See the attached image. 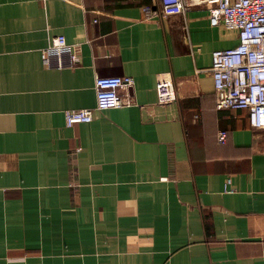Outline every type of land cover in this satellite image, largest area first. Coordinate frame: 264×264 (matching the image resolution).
Segmentation results:
<instances>
[{
    "label": "crops",
    "instance_id": "0c3cea01",
    "mask_svg": "<svg viewBox=\"0 0 264 264\" xmlns=\"http://www.w3.org/2000/svg\"><path fill=\"white\" fill-rule=\"evenodd\" d=\"M152 1L0 0V264H264V131L210 74L237 32ZM63 34L80 61L60 69L42 54ZM98 75L133 78L132 104L65 126Z\"/></svg>",
    "mask_w": 264,
    "mask_h": 264
},
{
    "label": "built area",
    "instance_id": "2783aa9c",
    "mask_svg": "<svg viewBox=\"0 0 264 264\" xmlns=\"http://www.w3.org/2000/svg\"><path fill=\"white\" fill-rule=\"evenodd\" d=\"M199 6L208 9L210 25L236 31L238 37L234 47L214 51L211 56L216 108L247 110L249 126L264 131V0H153L143 10L150 15H182ZM42 58L49 66L74 67L79 64L80 50L68 44L64 34L52 35ZM95 79V108L65 110V126L91 123L96 111L132 104L119 90L131 89L133 78L98 75ZM156 93L161 106L177 100L169 78L158 81ZM226 140L227 131L220 130L218 142ZM230 185L228 179L225 192L232 191Z\"/></svg>",
    "mask_w": 264,
    "mask_h": 264
}]
</instances>
